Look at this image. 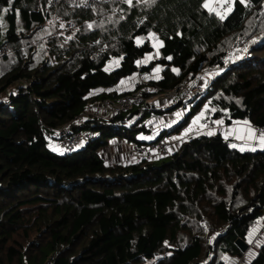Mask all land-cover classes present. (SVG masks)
Segmentation results:
<instances>
[{
    "label": "trees",
    "instance_id": "16d2710c",
    "mask_svg": "<svg viewBox=\"0 0 264 264\" xmlns=\"http://www.w3.org/2000/svg\"><path fill=\"white\" fill-rule=\"evenodd\" d=\"M68 2L0 0V264H227L252 235L250 264H264V148H239L243 133L189 137L169 156L128 165L104 155L115 140L142 146L180 133L208 99L206 122L264 129V0H236L223 20L205 0ZM154 52L157 63L140 69ZM156 66L148 85L158 94L213 77L167 108L87 117L94 103L127 94L113 90L122 80ZM182 106L173 127L146 125ZM66 128L91 138L59 150Z\"/></svg>",
    "mask_w": 264,
    "mask_h": 264
},
{
    "label": "rangeland",
    "instance_id": "374dc122",
    "mask_svg": "<svg viewBox=\"0 0 264 264\" xmlns=\"http://www.w3.org/2000/svg\"><path fill=\"white\" fill-rule=\"evenodd\" d=\"M235 1L236 0H234V2H232V0H230V2H232V10H233ZM211 6L213 8H216L218 11H220L221 14H224L225 10L228 8V3H223V6H221L220 0H213V3L211 4ZM232 10L227 13L226 18L229 16V14L232 12ZM55 30H56V32H55L56 34L61 33L60 32V25L58 23L55 26ZM52 32H53V29L51 28V26H47V29H45L46 36L48 37L50 34H52ZM62 32L66 33L64 25L62 27ZM74 32H75V30H74ZM148 40L150 42V45L154 48V50H158L161 47V43L158 39L152 38L150 40L148 38ZM154 54H156V53L154 52ZM151 56H147L145 59H143L144 62H149V60L151 59ZM119 61H120L119 59L112 60L110 62V64L108 65V67L113 68V66L116 65V63H118ZM141 62H142V60L139 61V63H138L139 67H140ZM144 66H145V64H144ZM157 68H159V72L156 71ZM160 72H161V67L156 66L152 69L149 76H142V82H141L140 87L143 89L147 88L148 93L143 98V101H141L137 104H134L132 108H134L138 105H141L142 103L149 104L150 106H156L157 108H167L175 102V99L180 98V96H183V94H186V95L192 97L193 95L197 94L198 92L203 91V89H205L207 87L208 81L210 79H212V77H213V75L210 73L205 74V76L201 77V79L197 82V88H199V90L197 92H195V91L191 92L190 91L195 87L187 89L186 86H189V85L188 84H182V85H180L181 86L180 90L178 89V90H175L174 92H167V93L165 92L162 94H158L157 90H155L152 87H149L148 83H149V80L151 81V80L156 79L159 76ZM134 75H132L129 78L122 80L120 82V84L116 88H114L113 90H116L119 93L126 92L127 94L134 92L136 90V87H137L136 81L133 78ZM194 85H196V82H194V84H192V86H194ZM113 102H115V101H112L111 99H109V100L103 101L101 103L100 102L94 103V105L89 107V109L87 110V114H86L87 117H98L101 119L110 120L111 117H110V112H109V108L107 105L112 104ZM208 103H209V99H208V101H206L204 103V107H203L202 111L199 113V116H196V115L192 116L190 118L189 122L180 131V133L175 134V135L162 137V138H167L171 143L170 154L173 151H176L177 149H179L180 145L182 143H184V141L187 138L197 136V135H201V134H209V133H211V134L212 133H221L222 135H225L227 137H233L238 133H243L244 136L242 137V139H239L240 141L237 139V141H236L237 143L241 144L240 145V144L236 143V145L239 148H243V147L244 148H252V149L255 148V150L264 148L261 146V143L258 139L259 134L264 133V132H260L256 129H254V127H257L259 129H262V128L248 122L247 120H244V121L239 122V123L231 124L230 126L226 125V123L224 121H221V120H215V121L207 120V122H206V120L204 118V114H205V109L208 108ZM186 111H187L186 106H182L179 109H177L176 111L169 113L165 116H156V117L149 119L146 122V125L150 126L151 129L154 131V133L157 134L160 131H162L163 129H169V128L173 127L176 123L175 121H177L180 117H183L185 115ZM205 115H207V114H205ZM245 121H247L248 123L245 124ZM217 122H219V123H217ZM250 130H252L255 133V137H253L251 139L249 138V131ZM262 130L264 131V129H262ZM68 134H69V132L66 128L65 130H63V136L61 137V139L63 137L66 138L65 135H68ZM162 138L158 139L155 136H152V137L150 136L148 138L145 137V141H149V142L146 144H143L142 146H148V147L155 146L158 144V141L161 140ZM234 139H236V138H234ZM59 142H60V140L58 141V143ZM57 144H56V147H57ZM84 145H86V144H84ZM132 148H133L132 144L126 142L125 140L119 139V140L113 141L109 145V147H107L104 155L107 157V159L109 160L108 162L111 165H118V164L128 165V164H133V163H139L142 160H155V159H157L156 156L146 157V156L137 155V154L132 152ZM57 149L62 150L60 147H57ZM161 157H165V156H161ZM158 158H160V157H158ZM258 225H259V228L261 226V229H262L263 219L258 222ZM252 237H253V235L251 236V238ZM259 237H261V236H259ZM251 238L248 237L244 242H238V245L240 246L241 251L244 253V256L242 258L227 257L226 258L227 264H250L251 263V261L255 258V255H256L254 253H249V251L251 250V246H252Z\"/></svg>",
    "mask_w": 264,
    "mask_h": 264
},
{
    "label": "built area",
    "instance_id": "2783aa9c",
    "mask_svg": "<svg viewBox=\"0 0 264 264\" xmlns=\"http://www.w3.org/2000/svg\"><path fill=\"white\" fill-rule=\"evenodd\" d=\"M107 1L109 0H87V3L85 4L83 3V0H69V2L67 3V7L70 9L71 8L91 9L95 5L96 6L99 5L100 2H107ZM54 4H55L54 1L50 3V5H54ZM65 30H66V34L68 36H71L75 30L73 23H67L65 25ZM157 61H158V57L156 54H154L151 56L149 62H144V60H142V62L140 63V69L144 67V64L145 66H148L150 64L157 63ZM149 75L150 73H143L141 72V70H139V72H137L134 75L133 78L136 81V85H137L136 90L134 92H131L130 94L121 97L118 101L107 105L109 108L110 117L120 116L122 114H125L133 107L134 104L143 101V98L148 93V89L147 88L143 89L140 87L142 82V76H149ZM198 90L199 88L195 87L190 91L197 92ZM254 129L260 132H264L262 129H259L257 127H254ZM65 137L66 138L63 137L60 140V142L57 144V147H60L62 150L65 151H70L80 147L81 145L87 144L91 138V134L88 131H80L75 133L74 135L73 134L71 135L69 133L68 135H65ZM170 148H171L170 141L167 138H162L161 140L158 141L157 145L151 147L133 145L132 152L141 156H146V157L156 156V158H158L161 156H168L170 154ZM262 219H263V227L261 229L260 226V231H259L260 236H264V216L261 218V220Z\"/></svg>",
    "mask_w": 264,
    "mask_h": 264
},
{
    "label": "snow or ice",
    "instance_id": "6c2138e0",
    "mask_svg": "<svg viewBox=\"0 0 264 264\" xmlns=\"http://www.w3.org/2000/svg\"><path fill=\"white\" fill-rule=\"evenodd\" d=\"M125 2L128 3L129 5L132 4V0H125ZM151 2L155 3V0H151ZM232 2H234V0H232ZM232 2H230V0H220L221 6H223V3H228V8L225 10L224 14H221L220 11H218L216 8H213L211 6V4L213 3V0H205V2L203 3V7L205 9H207L209 12H214L217 16H219V18L221 20H223V19L226 18L227 13L232 10ZM239 2L241 4H245L247 6L246 0H239ZM83 3L86 4L87 0H83ZM4 11L7 12L8 9L5 8ZM92 26H93L92 24H88V28L89 29H91ZM61 27H63V25H61ZM169 59H171V58H169ZM156 71L159 72V68H157ZM174 71H175V69H174ZM157 78H159V77H157ZM217 123H219V122H217ZM247 123L248 122L245 121V124H247ZM209 134H211V133H209ZM253 137H255V133L252 130H250L249 131V138L251 139ZM258 139H259V141L261 143V146L264 147V133H260ZM232 146L236 147V145H232ZM241 150L243 151V149H241ZM252 150L255 151V148H253Z\"/></svg>",
    "mask_w": 264,
    "mask_h": 264
},
{
    "label": "clouds",
    "instance_id": "9594fccd",
    "mask_svg": "<svg viewBox=\"0 0 264 264\" xmlns=\"http://www.w3.org/2000/svg\"><path fill=\"white\" fill-rule=\"evenodd\" d=\"M264 6V5H263ZM154 55V54H153Z\"/></svg>",
    "mask_w": 264,
    "mask_h": 264
},
{
    "label": "water",
    "instance_id": "95a60500",
    "mask_svg": "<svg viewBox=\"0 0 264 264\" xmlns=\"http://www.w3.org/2000/svg\"><path fill=\"white\" fill-rule=\"evenodd\" d=\"M240 247V246H239Z\"/></svg>",
    "mask_w": 264,
    "mask_h": 264
}]
</instances>
